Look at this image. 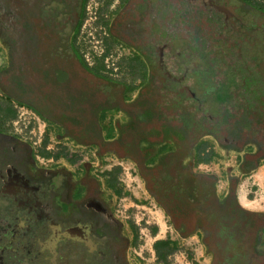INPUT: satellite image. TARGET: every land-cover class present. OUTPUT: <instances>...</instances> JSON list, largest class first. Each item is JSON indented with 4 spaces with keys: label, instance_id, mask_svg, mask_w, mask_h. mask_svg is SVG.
<instances>
[{
    "label": "flooded vegetation",
    "instance_id": "flooded-vegetation-1",
    "mask_svg": "<svg viewBox=\"0 0 264 264\" xmlns=\"http://www.w3.org/2000/svg\"><path fill=\"white\" fill-rule=\"evenodd\" d=\"M164 1L120 0L111 20L141 66L132 98L78 56L87 0H0V110L15 114L0 118V264H148L138 223L117 211L112 172L74 158L41 165L35 147L6 129L20 128L15 103L46 115L39 88L66 118L64 138L135 164L145 204L160 210L177 245L197 239L209 264H264V210L238 195L264 164V9ZM215 143L238 152L241 177L233 171L224 184L212 170L224 157Z\"/></svg>",
    "mask_w": 264,
    "mask_h": 264
},
{
    "label": "rangeland",
    "instance_id": "rangeland-1",
    "mask_svg": "<svg viewBox=\"0 0 264 264\" xmlns=\"http://www.w3.org/2000/svg\"><path fill=\"white\" fill-rule=\"evenodd\" d=\"M260 1L264 5V0ZM249 2L253 1L250 0ZM119 7L120 0H88L85 17L77 38V45L82 53L89 58V60L87 59L89 64L95 63L94 56H101V54L107 52L108 56L104 62L108 68L106 70L109 76L116 82L127 84L130 88L131 97L135 98L139 95L141 86V66L135 63L136 53L133 49L134 47L119 38L113 37L110 29L111 20ZM105 14L109 16L105 17ZM123 24L126 31V29H128L127 27L130 25ZM6 53L5 55L7 56ZM3 59L4 58L0 54V64L3 62ZM46 90L49 92L51 88ZM38 94L44 99L39 100V105L46 115L49 114V112L53 116L61 115L54 109V103L46 100L47 95L42 93L41 88H39ZM83 95L85 97V92H83ZM2 96L3 92L0 90V97ZM44 102L48 105L49 111L47 105L44 106ZM15 106H24L26 108L23 109V111L26 112L23 115V120L18 124V126L22 128V130H20L21 133L16 132L15 128L10 127L6 129L12 132L15 131L18 136L30 142L35 147V153L39 156L41 165L57 162L56 158H54L55 155L58 157L59 161L55 166L67 164V162L62 163L61 157L65 159L74 158V160L78 159L81 162L82 160L90 161L92 163L91 166H96L99 170L109 172L113 170L114 163L118 162L116 158H112L113 155H105L104 159H101L95 153V149L92 152H88V150L79 147L72 139L64 138L61 129H59L61 128L60 126L52 127V125L46 122L42 115L27 104L15 103ZM61 140H63L62 143ZM215 150L224 154L222 155L224 157L219 158L221 155L217 153V155L214 156L215 158L211 168L213 171L219 172L224 176L223 183H227V177L229 173L233 171L241 177L239 169L236 166V156L238 152L232 150L231 155H228L226 151H223L216 143ZM48 154L51 157L50 160L44 158ZM122 166L128 170V173L131 174V172H133L131 163L124 161ZM123 173L124 170L119 171L117 174L118 177L121 174V176L125 177ZM118 177L115 178V184H118L117 187L119 191L115 196V203L117 207L120 205L119 208L123 212L120 215L122 219L128 221V223L132 225L133 223H138L137 226L140 230L135 228L134 225V227L131 225V228L133 230L132 232H134V236H136V241L145 246V257L148 264H209V257L205 253L202 243L194 238L187 240L180 239L178 245H175V247H169L164 250L159 247L158 249V243H156V241L164 238V236H166V238L170 236L167 233L168 229L166 227L165 218L159 209H149V206L145 204L148 198L147 194L143 191V181L136 176L135 172L130 175V179L127 181L129 184L131 182L130 185H127L124 181H119ZM120 184L123 187H120ZM111 187L114 189L113 186ZM243 202L251 205L246 198L243 199ZM253 205H257L258 207L259 204L256 202ZM128 217L130 219H127ZM128 229L131 233V229ZM154 229L156 230L154 231ZM172 235L175 238L178 237L175 234ZM155 246H157V248Z\"/></svg>",
    "mask_w": 264,
    "mask_h": 264
},
{
    "label": "crops",
    "instance_id": "crops-1",
    "mask_svg": "<svg viewBox=\"0 0 264 264\" xmlns=\"http://www.w3.org/2000/svg\"><path fill=\"white\" fill-rule=\"evenodd\" d=\"M43 117L45 118V120H46L47 123H49L50 125H52V127L62 126V125L63 126H66L67 125L66 118L65 117H62L61 115L60 116H53V115H48L47 114V115H45ZM6 121H7V123H9L8 122V119L5 120V122ZM59 129H61L62 132L65 130L64 128H59ZM62 142H63V140H61V143ZM36 156H38V155H36ZM44 158L47 159V160H50L51 157L48 154ZM54 158H56L57 163H58L59 162L58 161V157L54 155ZM37 159L39 161V156L37 157ZM61 161H63L62 163H66L67 162V159H65L64 157H61ZM124 161H126L128 163H131V161H129V160H124ZM124 161L123 160H118V162H115L114 163L113 170L112 171L111 170L109 171V172H112L111 173L112 174L111 186H113L115 188V189H113V191H115L116 194L119 191H118V187H117L118 184H115V178L118 177L117 174L119 173V171L124 170L123 175L125 174V177L124 176H121L122 174L119 175V177H118L119 181H124V183H126L127 185H130L131 184V182L129 184L127 181H129L130 175H132L133 172H135L136 176H138V178H140L139 175H138V173H137V171H136L135 164L134 163H131L133 172H131V174H130V173H128V170L124 166H122L124 164ZM124 179H126V180H124ZM119 186L120 187H123L121 184ZM143 186H144V183H143ZM143 188H144L143 191H144L145 194H147V198H148V195L149 194L145 190V187H143ZM114 194L111 195V192H110V196L111 197H113ZM116 194H115V196H116ZM238 195H239V198L241 199V202L243 203V205H246L243 202V199L244 198H246V200H248V196L249 195L250 196H255V200H257V203H259V205H261V208H257V209L264 210V164H262V166L258 170L254 171L250 175H247L245 178H243L241 180L240 185H239V189H238ZM251 203H253V202H251ZM155 230L156 229H154V231ZM171 237H173V235L167 236V238H166V236H164V238H162V239H160V240H158L156 242L158 244L160 243V246H161L160 248H163V250L166 249V248H169V247H175V245H177V244L174 241H172Z\"/></svg>",
    "mask_w": 264,
    "mask_h": 264
},
{
    "label": "trees",
    "instance_id": "trees-1",
    "mask_svg": "<svg viewBox=\"0 0 264 264\" xmlns=\"http://www.w3.org/2000/svg\"><path fill=\"white\" fill-rule=\"evenodd\" d=\"M88 1V0H87ZM247 1H250V0H247ZM251 1H253L252 3H253V5H259L260 7H264V5L262 4V2L260 1V0H251ZM166 0L164 1V3H163V5L164 6H166ZM86 5H87V2H86V4H85V8H84V16H83V19H82V22H81V25H82V23H83V20H84V17H85V11H86ZM264 9V8H263ZM199 23H201V22H199ZM81 25H80V28H79V30H78V32H77V36L79 35V32H80V29H81ZM184 38H187L186 39V42H188L189 44L191 43L190 42V39L187 37V36H184L182 39H184ZM177 42H179V43H181V38H180V41H179V39H178V41H176V43ZM78 48V56L80 57V59L82 60V62L85 64V66L87 67V68H89V70H91L95 75H97V76H103V77H105V78H108V79H111V80H113V78L112 77H110L109 76V74H108V72H107V70L106 69H108L107 67H106V64H105V59H106V57L108 56V53L106 52V53H103V54H101V56H94V59H95V63L94 64H89V62H88V60L86 59V57H85V55L82 53V51L80 50V48L79 47H77ZM114 81V80H113ZM118 83H121L122 85H126L127 86V84H125V83H122V82H118ZM219 86H221V85H219ZM129 87V86H128ZM215 87H217V86H215ZM248 89V88H247ZM1 112H0V118H2V120L3 121H5V120H7V119H9V118H14L15 117V114H14V112H12V113H10V112H7V111H5V112H3L2 110H0ZM3 113V114H2ZM2 115V116H1ZM157 246H158V249H159V247H161L160 246V244H157Z\"/></svg>",
    "mask_w": 264,
    "mask_h": 264
},
{
    "label": "built area",
    "instance_id": "built-area-1",
    "mask_svg": "<svg viewBox=\"0 0 264 264\" xmlns=\"http://www.w3.org/2000/svg\"><path fill=\"white\" fill-rule=\"evenodd\" d=\"M88 9V8H87ZM109 15H107V14H105V17H108ZM86 57V59H88L89 60V58H87V56H85ZM16 108H17V110H18V121H19V123L21 122V120H23V115L26 113V112H24L23 111V109H26L24 106H20V107H18V106H16ZM34 117V116H33ZM35 118V117H34ZM23 123L25 124V122L23 121ZM15 130H16V132H18V133H21L20 132V130H22V128H15ZM120 205H118V207H117V211H118V213H119V215H121L123 212H122V210H120Z\"/></svg>",
    "mask_w": 264,
    "mask_h": 264
}]
</instances>
